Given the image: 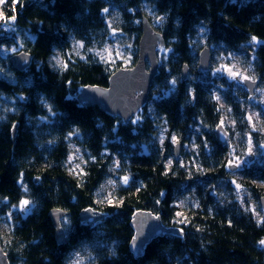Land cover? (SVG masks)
<instances>
[{
    "label": "trees",
    "instance_id": "1",
    "mask_svg": "<svg viewBox=\"0 0 264 264\" xmlns=\"http://www.w3.org/2000/svg\"><path fill=\"white\" fill-rule=\"evenodd\" d=\"M144 16L167 51H157L148 100L129 120L81 103L82 88L108 87L136 64ZM13 45L33 56L25 71L6 53ZM205 46L212 60L202 73ZM222 65L257 80L255 94L215 73ZM261 145L264 0L0 2V244L10 264H264ZM89 207L109 214L86 223ZM54 208L69 212L67 241L56 237ZM136 210L181 233L156 237L135 257Z\"/></svg>",
    "mask_w": 264,
    "mask_h": 264
},
{
    "label": "water",
    "instance_id": "2",
    "mask_svg": "<svg viewBox=\"0 0 264 264\" xmlns=\"http://www.w3.org/2000/svg\"><path fill=\"white\" fill-rule=\"evenodd\" d=\"M163 35L156 31L149 19L143 17V33L139 42V59L132 68H121L117 70L109 80L108 87L86 86L78 94V100L84 104L97 103L105 112L118 114L125 120H129L149 98L150 83L158 72V54L157 48L163 45ZM212 53L209 46L203 47L198 53L197 70L207 73L211 69ZM14 67L18 71H25L33 61L30 52L19 50L12 54ZM189 71L187 64L183 65L182 75L185 79ZM243 84L254 94L258 86V81L253 78L243 80ZM141 91L140 93H138ZM17 126L12 130L13 139H15ZM216 136L220 143L225 144L229 138V132L225 125L216 127ZM182 150V144L178 142L174 147L175 157L179 158ZM236 165H231L235 169ZM264 207V197L262 198ZM67 214L60 208H54L50 211L51 218L56 225V237L59 242L67 241L66 234L61 226V219ZM104 215L97 209L89 207L83 209L80 213L82 220L88 223L102 218ZM131 226L134 229V236L131 238L129 247L135 257L142 256L145 253L146 246L156 237L165 233L180 234L178 227H167L161 219L152 211L137 210L131 220ZM0 264H10L6 252L0 244Z\"/></svg>",
    "mask_w": 264,
    "mask_h": 264
},
{
    "label": "rangeland",
    "instance_id": "3",
    "mask_svg": "<svg viewBox=\"0 0 264 264\" xmlns=\"http://www.w3.org/2000/svg\"><path fill=\"white\" fill-rule=\"evenodd\" d=\"M7 27H10V25H7ZM211 48V47H210ZM20 50V47L19 46H15L13 45L12 47L10 48H7L6 49V53L9 54H13L14 52H17ZM157 51L159 53H162V52H167L166 49H164V47L162 46V44H160L157 48ZM211 53H212V48H211ZM214 55V54H213ZM235 64H237V62H234ZM238 65V64H237ZM237 65H234V67H236ZM231 65H222V66H219V68L215 71V73H219L220 76H227V78L232 81V80H236L237 82L239 83H243V80H245V77L247 78H252L246 74H243V72L241 71L240 67H238V71L234 68V67H230ZM223 74V75H222ZM189 76V71H188V74H187V77L188 78ZM185 78V79H186ZM244 85V84H242ZM245 86V85H244ZM246 87V86H245ZM83 89V88H82ZM81 89V90H82ZM257 90V88L255 89V91ZM255 91H254V94H255ZM141 91H139L138 93H140ZM253 94V95H254ZM261 94V93H260ZM251 95V96H253ZM182 151V150H181ZM248 162V159L247 158H244L242 160H235L233 162H231L233 165H236V166H242L243 164L247 163ZM24 207V206H22Z\"/></svg>",
    "mask_w": 264,
    "mask_h": 264
},
{
    "label": "snow or ice",
    "instance_id": "4",
    "mask_svg": "<svg viewBox=\"0 0 264 264\" xmlns=\"http://www.w3.org/2000/svg\"><path fill=\"white\" fill-rule=\"evenodd\" d=\"M0 2H3V0H0ZM104 11L107 12L108 9H104ZM12 19L14 20L15 17H13ZM161 19H162V18H161ZM251 39H252L253 42H256V37H252ZM80 46H82V45H80ZM118 55H119V53H118ZM57 63H60V61L57 60ZM245 79H247V77H245ZM173 83H175V81H173ZM217 99H219V98L217 97ZM248 119H249V121H251L252 117L249 116ZM222 126H223V122H221V127H222ZM173 141H175V137H173ZM248 143H249V148H248V150H249V152H251V151H252V140H251V137H249V141H248ZM261 147H264V145H261ZM70 160H71V158H70ZM116 163H117V166H118V165H119V162L117 161ZM229 164L231 165V161L229 162ZM127 182H128V177H126V176L123 177V183L126 184ZM109 183L112 184L113 181H109ZM237 188H239V185H237ZM28 204H29V201H28V200H23V201H21V206H26V205H28ZM261 243H264V241H262Z\"/></svg>",
    "mask_w": 264,
    "mask_h": 264
},
{
    "label": "bare ground",
    "instance_id": "5",
    "mask_svg": "<svg viewBox=\"0 0 264 264\" xmlns=\"http://www.w3.org/2000/svg\"><path fill=\"white\" fill-rule=\"evenodd\" d=\"M60 209H61V208H60ZM51 210H52V209H51ZM51 210H50V211H51ZM62 210H64V209H62ZM64 211H65V210H64ZM98 211H99V210H98ZM136 211H137V210H136ZM136 211H135V212H136ZM148 211H149V210H148ZM66 212H67V214H66L65 216H67L68 213H69L68 211H66ZM102 212H103L105 215H108V214H109L108 212H104V211H102ZM102 212L100 211V213H102ZM135 212H134V213H135ZM80 213H81V212H80ZM103 213H102V214H103ZM104 214H103V215H104ZM155 214H156V215L161 219V221H162V218H161L160 214H157V213H155ZM133 215H134V214H133ZM65 216H64V217H65ZM64 217H63V218H64ZM132 218H133V217H132ZM80 219H81V217H80ZM81 220H82V219H81ZM82 221H85L86 223H88L86 220H82ZM95 221H96V220H95ZM91 223H92V222H91ZM167 227H168V226H167ZM133 236H134V234H133Z\"/></svg>",
    "mask_w": 264,
    "mask_h": 264
},
{
    "label": "crops",
    "instance_id": "6",
    "mask_svg": "<svg viewBox=\"0 0 264 264\" xmlns=\"http://www.w3.org/2000/svg\"><path fill=\"white\" fill-rule=\"evenodd\" d=\"M243 84V83H242ZM249 91V90H248Z\"/></svg>",
    "mask_w": 264,
    "mask_h": 264
}]
</instances>
